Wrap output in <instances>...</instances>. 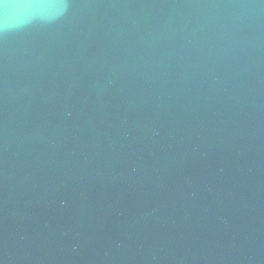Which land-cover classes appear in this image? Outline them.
I'll return each mask as SVG.
<instances>
[{
	"label": "water",
	"instance_id": "95a60500",
	"mask_svg": "<svg viewBox=\"0 0 264 264\" xmlns=\"http://www.w3.org/2000/svg\"><path fill=\"white\" fill-rule=\"evenodd\" d=\"M0 264H264V0H0Z\"/></svg>",
	"mask_w": 264,
	"mask_h": 264
}]
</instances>
